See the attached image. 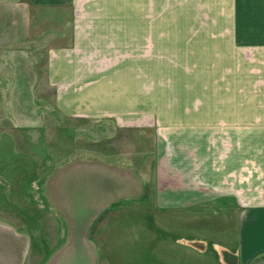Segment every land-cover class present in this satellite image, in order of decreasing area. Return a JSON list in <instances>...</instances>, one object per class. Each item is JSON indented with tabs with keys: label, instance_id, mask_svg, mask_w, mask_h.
<instances>
[{
	"label": "crops",
	"instance_id": "0c3cea01",
	"mask_svg": "<svg viewBox=\"0 0 264 264\" xmlns=\"http://www.w3.org/2000/svg\"><path fill=\"white\" fill-rule=\"evenodd\" d=\"M194 42L217 47L211 155L182 150L179 140L202 145L211 127L174 119L157 71L161 44ZM0 46H49L57 113L94 122L101 139L129 134L126 151L56 172L55 193L63 196L56 210L68 213L57 243L97 242L89 228L147 192L161 210L216 211L219 236L231 239L221 243V264H264V0H0ZM11 55L4 54L7 65ZM61 128L63 140L74 136ZM147 128L157 129L150 152L143 151ZM3 248L10 264L9 243ZM75 252L71 258L84 256Z\"/></svg>",
	"mask_w": 264,
	"mask_h": 264
},
{
	"label": "rangeland",
	"instance_id": "374dc122",
	"mask_svg": "<svg viewBox=\"0 0 264 264\" xmlns=\"http://www.w3.org/2000/svg\"><path fill=\"white\" fill-rule=\"evenodd\" d=\"M48 47L0 46V264L7 263L3 247L8 243L10 264H221V243L229 246L231 239L229 244L219 236L216 211L161 210L154 208L147 192L138 205L115 208L100 224L89 228L97 242H56L68 215L56 210L55 199L60 195L55 193L56 172L74 166L87 168L90 155H118L127 150L130 140L123 132L117 139L98 138L103 130L94 122L67 119L57 113L54 90L47 79ZM159 49L160 90L170 92L169 106L176 109L174 119L204 121L211 127L202 145L194 146L196 137L179 140L186 144L182 150L197 155L201 147L204 153L214 154L217 47L194 42L161 44ZM7 52L13 55L9 65L4 56ZM19 54L24 57L19 58ZM165 105L162 107L167 108ZM61 127L73 130L74 136L63 140ZM156 132V128L145 129L150 138L143 141L144 152L153 149ZM73 157L77 159L69 164ZM122 173L129 179L133 176L131 171ZM228 223L232 232L230 218ZM42 236L45 241L41 244ZM79 250L85 257L71 258ZM66 251L69 258L63 257ZM90 251L93 259L87 257Z\"/></svg>",
	"mask_w": 264,
	"mask_h": 264
}]
</instances>
